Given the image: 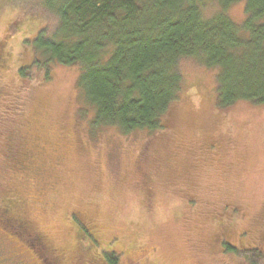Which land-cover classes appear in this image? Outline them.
Listing matches in <instances>:
<instances>
[{
    "label": "rangeland",
    "instance_id": "374dc122",
    "mask_svg": "<svg viewBox=\"0 0 264 264\" xmlns=\"http://www.w3.org/2000/svg\"><path fill=\"white\" fill-rule=\"evenodd\" d=\"M243 8L242 0L227 8L236 24ZM54 22L42 0H0V37L8 33L13 57L21 56L32 30L49 33ZM180 69L176 121L160 147L164 160L172 156L179 178L167 174L151 152L147 131L123 133L92 121L93 108L82 97L73 68H56L47 81L33 84L22 125L38 128V182L29 174L21 182L0 177L1 200L17 195L27 202L9 216L20 222L33 217L31 243L0 226V264H43L35 246L39 249L46 235L53 245L45 239L47 246L60 245L63 226L74 224L71 208L76 214L93 212L87 230L98 235V250L117 254L118 264H264V104L215 107V69L192 58L181 59ZM0 79L8 81L6 74ZM207 138L216 148L198 149ZM222 233L230 234V242ZM224 241L237 245L236 253L224 252ZM49 256L44 261L59 264Z\"/></svg>",
    "mask_w": 264,
    "mask_h": 264
},
{
    "label": "trees",
    "instance_id": "16d2710c",
    "mask_svg": "<svg viewBox=\"0 0 264 264\" xmlns=\"http://www.w3.org/2000/svg\"><path fill=\"white\" fill-rule=\"evenodd\" d=\"M236 1L42 0V7L55 17L49 33L41 27L32 30L24 37L19 57H13L8 33L0 37V77H8L7 83L0 79V177L20 181L29 174L38 182L42 163L35 140L38 128L30 125L25 130L22 122L33 84L47 81L59 67L74 69L81 95L93 108L94 123L116 126L123 133L147 131L151 152L173 175L172 156L164 160L160 147L168 141L166 132L177 117L183 86L181 59L192 58L204 68L215 69L213 106L223 108L237 101L264 104V0H242L240 24L227 12ZM212 4L215 11L208 13L205 9ZM207 140L197 148H216L217 142ZM39 178L46 187V179ZM23 205L26 208L27 202L17 195L11 202L0 199V226L29 244L33 217L20 222V217L9 216L13 208L19 213ZM72 210L68 209V216L74 224L63 226L60 245L47 246L46 240L51 242L46 235L39 249L35 246L43 264H53L44 261L49 255L59 264H118L117 254L98 250V235L87 230L93 212ZM224 233L229 241L230 234ZM84 237L87 243L81 242ZM33 242L38 243V238ZM229 242L222 243V250L236 253L237 245Z\"/></svg>",
    "mask_w": 264,
    "mask_h": 264
}]
</instances>
